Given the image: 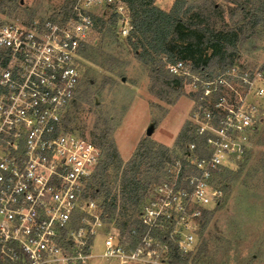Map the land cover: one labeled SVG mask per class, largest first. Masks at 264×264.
I'll return each instance as SVG.
<instances>
[{"label":"built area","instance_id":"2783aa9c","mask_svg":"<svg viewBox=\"0 0 264 264\" xmlns=\"http://www.w3.org/2000/svg\"><path fill=\"white\" fill-rule=\"evenodd\" d=\"M99 19L131 33L127 0H73L53 17L0 22V264H171L169 241L194 250L203 210L222 194L215 177L238 167L258 134L264 55L211 77L167 61L190 87L194 137L171 148L123 232L94 187L100 148L67 123Z\"/></svg>","mask_w":264,"mask_h":264},{"label":"rangeland","instance_id":"374dc122","mask_svg":"<svg viewBox=\"0 0 264 264\" xmlns=\"http://www.w3.org/2000/svg\"><path fill=\"white\" fill-rule=\"evenodd\" d=\"M173 1L153 0V4L167 11ZM65 6L66 0H0V22L48 17ZM99 27L97 24L87 43L93 47L84 56L82 77L68 110L69 127L93 139L104 124H110V137L123 162L133 153L136 141L147 136L148 128L151 134L147 137L173 148L181 127L189 121L190 87L185 84L179 98L167 103L149 89L148 70L126 37L104 33ZM256 45L257 49H249L245 44L234 64H258L264 55V37ZM247 155L240 163L238 178L229 184V193L222 191L218 202L207 207L212 215L203 231L198 227L194 248L204 241L206 251L192 264H264V112ZM106 180L110 196L119 197V179L113 169H108ZM136 208L126 205L114 218L132 220Z\"/></svg>","mask_w":264,"mask_h":264},{"label":"trees","instance_id":"16d2710c","mask_svg":"<svg viewBox=\"0 0 264 264\" xmlns=\"http://www.w3.org/2000/svg\"><path fill=\"white\" fill-rule=\"evenodd\" d=\"M72 2L66 0L65 8L51 16L64 11ZM127 2L131 9L132 30L125 39L148 70L151 81L149 89L169 104L179 98L184 84L182 77L169 74L165 69L167 61L182 60L192 72L211 77L218 69L234 64L245 44L249 49H257L256 42L264 37V0H222L224 4L217 0H174L167 11L155 6L153 0ZM98 21L99 31L116 36L112 19L108 22ZM91 45L83 49L84 56H89ZM67 120L68 129H71L69 117ZM111 131L112 126L106 123L99 134L91 139L101 150L94 187L107 219L114 220L123 232L129 233L135 221H120L114 215L126 205L133 208L138 206L148 184L162 175L171 149L145 136L139 139L129 159L123 162L110 137ZM193 137L188 121L181 127L175 146L183 147ZM247 158L246 154L245 160ZM241 166L218 173L216 186L229 193V184L238 178ZM108 169H113L118 176L119 197L117 194L110 196L106 180ZM211 215V210H203L199 221L200 231L206 228ZM169 248L171 264H192L204 254L206 244L202 241L196 250L186 254H181L173 241H169Z\"/></svg>","mask_w":264,"mask_h":264},{"label":"water","instance_id":"95a60500","mask_svg":"<svg viewBox=\"0 0 264 264\" xmlns=\"http://www.w3.org/2000/svg\"><path fill=\"white\" fill-rule=\"evenodd\" d=\"M150 134H151V128H148V129L146 130V135L149 136Z\"/></svg>","mask_w":264,"mask_h":264},{"label":"crops","instance_id":"0c3cea01","mask_svg":"<svg viewBox=\"0 0 264 264\" xmlns=\"http://www.w3.org/2000/svg\"><path fill=\"white\" fill-rule=\"evenodd\" d=\"M136 144H137V141H136V143H135V146H136ZM129 157H130V156H129ZM129 157H128V158H129Z\"/></svg>","mask_w":264,"mask_h":264}]
</instances>
